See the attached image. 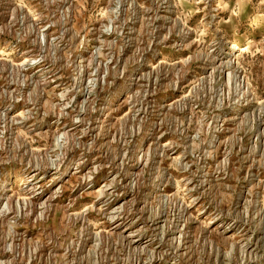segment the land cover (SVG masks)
<instances>
[{"label":"rangeland","instance_id":"374dc122","mask_svg":"<svg viewBox=\"0 0 264 264\" xmlns=\"http://www.w3.org/2000/svg\"><path fill=\"white\" fill-rule=\"evenodd\" d=\"M0 264H264V0H0Z\"/></svg>","mask_w":264,"mask_h":264},{"label":"bare ground","instance_id":"6f19581e","mask_svg":"<svg viewBox=\"0 0 264 264\" xmlns=\"http://www.w3.org/2000/svg\"><path fill=\"white\" fill-rule=\"evenodd\" d=\"M233 48H235V49L238 48V45H235ZM159 76H160V75H159Z\"/></svg>","mask_w":264,"mask_h":264}]
</instances>
